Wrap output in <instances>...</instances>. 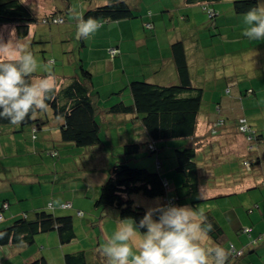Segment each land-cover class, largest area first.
Here are the masks:
<instances>
[{
    "label": "trees",
    "instance_id": "16d2710c",
    "mask_svg": "<svg viewBox=\"0 0 264 264\" xmlns=\"http://www.w3.org/2000/svg\"><path fill=\"white\" fill-rule=\"evenodd\" d=\"M85 1L89 3L96 2V0ZM133 1L134 0H109L105 4L103 1H100L95 4V6H91L86 10L80 7L78 12L75 11L68 14H70L69 16L71 17L72 15H76V13H80L85 19L88 17H95L101 21V27H103L106 24L110 25L111 23L132 20L137 17L133 6L134 4H132ZM137 1L141 3L143 0ZM177 1H184L187 6L201 4L202 7L206 8L210 13L211 18L209 22L211 23L217 16L216 12L218 11L216 4L224 2L225 0ZM82 2L83 0H80L78 7L82 5ZM227 2L230 4L232 3L231 9L235 12V15L232 13L234 17L230 16L232 17L230 18V26H236L235 31L241 33L242 25H239V23L243 22V13L256 7L259 3L264 2V0H227ZM57 3H66V6L63 7V5H61L57 8L53 5L54 8H52L48 14L46 12V14L43 13L39 16L34 12L35 10L33 11L31 9V7H33L31 4H33V2L28 3L25 0L0 1V30L13 26L17 37L21 41L28 37L30 38V45L34 43H49V46L46 45L39 51V55H37L33 49H30L29 45L28 49L33 53L35 58H44L40 61L44 64L52 65L55 60H47L46 53L48 52L56 54L58 51L57 54L59 55L72 53L73 56L77 54V59H71V57L66 58L69 63L71 60L73 61L72 66L74 71L70 70L64 75L62 73H57L55 69L54 71L52 70L55 75L54 99L48 101V110L39 113L35 119H27L19 126L11 125L6 119H0V136L6 133L7 137H17L15 135L16 133L24 132L26 127H30L34 139L36 140V133L42 131L51 119L61 122L60 137L61 143L63 144L64 142V145L54 146L53 149L49 151L48 155L54 159H58L60 165H68L69 168L64 167L65 170L61 173H58V171L61 170L60 167L56 170L54 168V171L58 173L57 177H55L56 181L54 178H49V184L54 189L58 184L57 180L61 183L60 179L64 178V172H73V169L77 167L87 166L96 158L97 154L94 151L95 148L101 145H107V141L103 138L102 134V124H105L107 118L111 117L110 121L107 122L108 125H117L121 123L119 118L133 117L131 119L136 120L134 121L135 123L133 121L132 123L137 125L139 121V126L144 129L147 138L136 142L125 143L122 148V154H118L119 151L116 152L114 148L108 147L110 156L114 161L107 167L100 162L99 169L104 171L106 167L105 171H107L104 172L105 179L100 186L99 196L95 200V208L101 211L113 208L117 210L120 219L133 218L138 223L145 215L146 209L143 206L136 205L135 196L137 195H143L154 199L158 198L162 201L161 205L174 204L177 206H184L191 204L195 207L199 200L193 197L199 191L202 180L209 183L211 179L205 177L201 164H199L197 159V149L201 148L202 141L196 137V132L204 97L203 89L196 87L192 82L184 43L179 40L171 45V51L180 77V82L178 84L159 85L148 80H132L118 91L119 96H123V94L128 92L132 101L127 102L120 99L114 105L103 107L99 102L100 94L93 83L94 75L88 67L84 66L79 55L84 48L88 47L89 38L87 40H77L76 35L73 36L74 33L68 31L69 29H76V22H71L69 17H67V12L71 9L70 1L55 0L53 4ZM150 15L151 12L147 14V16ZM66 21L69 22L68 25L61 27L63 31L57 28L56 31L61 32L57 34H60L58 40H54L49 31H51L54 26H63ZM145 24V29L147 31L152 32L154 30L152 21L145 22ZM64 29L65 33L62 35ZM217 29H220V27ZM48 39H50L49 42ZM59 39L67 41L69 43L68 46H65L66 48H64V46L59 48ZM240 41L242 42V37ZM247 41V47L252 46L251 49H255L256 46H259L258 41H250L248 39ZM56 42L57 47H52L51 45ZM71 44L78 47L75 52L71 50L72 46H69ZM255 52L258 55L261 49L256 48ZM0 55L2 56L0 60L10 58L5 57L3 54ZM263 61L264 59L262 60V65H264ZM144 63H148V60L145 58ZM78 67H80V72L78 71ZM34 75H46L45 69L43 72L35 73ZM247 92L248 91L245 93L244 91L241 93V98L252 95ZM254 93L255 92H253V94ZM109 98H111V96H109ZM262 102L263 101L260 103ZM263 103L259 113L261 114V118L264 119ZM103 113L106 115L103 116ZM248 124L249 130L246 132L241 130L244 124H241L239 121L237 122V127L241 133L245 134L250 143L251 150L253 151L255 145L260 147L263 143L260 136H264V131L259 132L256 130L254 128L255 125H252L249 120ZM223 125L224 123L221 121L215 122V126L212 129H219V126ZM135 134L137 135V132ZM171 140H178L177 143H174V146L170 147L172 152L171 158L176 162L175 169L177 173L184 177L183 183L174 190L175 195L170 192V182L168 178L159 172L161 165L159 157H157L159 160L157 159L156 161L157 169H153L150 166H143L141 162L132 165L129 163L130 157H128H134L142 151L159 153L160 148L157 146V142ZM16 142L18 143L17 140ZM68 146L71 148L74 146L78 152L71 154ZM59 147H61V151H59ZM62 148H65V153H63ZM66 150L69 152H66ZM63 155L68 156L67 158L69 159H63ZM82 155H87L88 161H78V157ZM256 156L258 155L256 154ZM258 157L254 161L246 160L242 165L243 169L246 168L251 171V168L257 165V160H259ZM70 164L73 166H69ZM254 170L255 169H253L251 173H253ZM96 171H98V169ZM252 175L256 176L254 173ZM51 181H53V183L55 181V184L52 185ZM79 181L76 180V183H79ZM56 198L59 197L50 198L52 202L42 208L33 210L26 208L23 211L21 210L23 213L13 217L10 222H8V218L3 219L5 221L0 228V248L11 247V249L13 248L14 250H18V253H21L23 248L17 245L32 246L36 244L38 238L45 239V237H49L50 234L57 235L58 239L56 244H59L61 247H66L73 243L76 240L75 223L77 218H83L85 213L81 210L77 212L74 210V214V207L70 202L61 203L59 206H56V200L53 202V199ZM10 206L11 203L9 200L8 202L7 200L0 201L1 212L5 209H11ZM18 209L16 208V210ZM61 209L67 212L64 214L56 212V210L61 211ZM205 214L215 229L209 234V237L212 241L220 243L224 237L223 228L215 220L210 211H205ZM141 231L143 232L145 230L142 229ZM97 242L98 247L95 246V248H93L95 244L91 247H87V249L81 248L80 245L75 252H63L62 264H103L100 261L102 255L98 249L100 244L104 241H101L100 244L99 241ZM231 249L232 247L227 252L228 259L226 263H229L232 258H240L243 256L242 254L237 257L236 253L231 252ZM235 251L237 252V250ZM24 261L23 264H53L54 261L59 264L58 262L60 260H56L53 256H47L45 252L38 253L37 250H35L31 251ZM15 262H17L15 256H11L4 261L0 252V264H14Z\"/></svg>",
    "mask_w": 264,
    "mask_h": 264
},
{
    "label": "crops",
    "instance_id": "0c3cea01",
    "mask_svg": "<svg viewBox=\"0 0 264 264\" xmlns=\"http://www.w3.org/2000/svg\"><path fill=\"white\" fill-rule=\"evenodd\" d=\"M100 1H103V3L105 4L109 0ZM150 1V5L156 7L160 13L165 11L172 13L174 28L176 29L172 36L168 35L166 32L165 34H162L161 32L147 31L144 27V23L152 21L155 28L158 25L159 19L157 18V15L155 13L152 16V19H150L147 16L148 12L146 11L142 13V21L132 22L130 20H125L111 23L106 27L103 26L98 29L89 37L88 47L84 48V50L80 52L79 55L82 60L81 62H83L85 67H88V69L93 73L95 79L100 81L101 85L107 87V90L105 92L103 89H98L97 87L95 88H97L100 94V98L104 96L107 97V94H109L108 97L112 96L111 98L107 99L108 102L103 104V107H108L114 105L120 99H123L127 102L132 101L128 92H126V94H123V96L118 95V91L121 90L126 83H129L132 80H148L159 85L178 84L180 82V77L177 72L176 63L171 51V45L179 40L184 43L187 60L191 71L192 82L196 87H200L201 89H203L204 97L196 132V137L201 139L202 141L201 148L197 149V159L199 161V164H201V168L204 172L205 177H208L211 180L216 177H221L219 181L215 182V186L212 188L208 186L209 183H206L202 180L200 189L193 198L196 197L199 200L196 206L200 202H206L225 197L230 198L229 202L216 201L215 207L211 209L209 208V210L207 206H202L204 212L210 211L212 213L215 220L219 223V225H221L224 230V237L220 241V243L212 241V239L209 237L202 242L203 246L213 247L215 245H220L226 250V252H228L231 247H233L237 251L242 250L244 252V255L242 257L232 258L230 259V262L226 264H264V162L261 165L262 161L264 160V156L262 154L260 155L259 153L257 154L259 157L256 155L253 156V161L257 157L259 158V160H257V165H259H256L257 167H252L256 170L260 168L259 173L262 174H260L261 176L258 177L252 175V168L251 171L245 168L242 170V172H240V175H236V173L238 172H234L233 170H231L235 166H232L230 170H228L227 175H224V177H222V174H218V170L215 166L205 165L206 162H204L210 157H212L213 159H215L216 156L218 157L220 147L222 148V151L226 153L223 155L224 157H227L229 155L231 157H234V159L240 160V163L250 159L252 154L250 143L245 134L241 133L237 127L238 119L242 116H245V113H250L249 118L247 116L246 117L248 118L250 123H252V125H255L254 128L256 130H258L259 132L264 131V119L261 118V114L259 113V111H247L246 109H243V105L246 103V100L250 105L254 104V100L252 99H256L259 103L262 101L264 97V83L257 86L256 89L250 90L251 93H255L248 97H243L246 98L243 99L241 98V93L248 90H241L239 81L235 76L237 72H249L252 76L258 77L264 76V69L262 70V68L264 67V65H262V60L264 59V41L262 40L263 42L259 44V46H256L255 49H251L252 46L247 47L248 41L241 35V32L238 38L235 36L232 37L238 41L237 43L233 44L229 38L224 39L225 35L222 34L223 30L217 29L218 20H215L212 27L216 31L210 35V39L212 38V44L214 46H219V50H217L216 53H214V50H212V53L216 58L218 56H224V59L223 63L220 64L218 68L213 69V62L210 58L208 59L205 57V55H208L209 53L206 50V45H204L205 43L203 41V37L200 35V26H192L191 20L189 19L188 15L189 8H197L202 5L195 4L192 6H187L186 2L177 0ZM94 3L97 4V1ZM94 3L85 1L84 5L82 4L80 7L81 9L86 10L91 6H95ZM136 3L138 4L140 3V1H136ZM178 15L183 18L184 21H188L189 30L186 31L187 36H185L183 25L181 24L180 27L177 25L176 18ZM181 18L179 23L183 21V19ZM207 24H210L209 20L207 21ZM239 25H242L241 30L243 31L245 27L244 23L240 22ZM109 27L111 29L120 27L123 30L126 29V32L130 31L129 33H134L135 35L133 37L123 36L121 38L105 37L103 33L107 29L109 30ZM228 29H230L231 32H234L236 26H229ZM106 33L110 34L111 32L107 31ZM98 34L102 37L98 38ZM217 36L220 37L216 39L215 37ZM241 37L243 43L240 41ZM129 41H132V43H129ZM25 44L27 45V47H29L30 41ZM77 48L78 47L76 45H72L71 50L75 52ZM111 48L119 49L120 53L117 56L112 57L111 53H109V50ZM256 48L261 49V52L258 55L255 52ZM147 54V60L149 64L144 63V56ZM36 59L37 61H40L44 58L39 57ZM251 60L256 61V67L250 68L248 63L251 62ZM202 68L204 69V71L202 70ZM229 85H232L233 87L231 89V93L229 94H233L232 96L226 95L225 93V88H228ZM235 86L238 87L237 90L235 89ZM253 96L255 98H253ZM214 105H218L220 112H217L215 110ZM104 115L106 114L103 113V116ZM131 118L121 117L119 118L121 123H118L117 125H108L107 122L110 121L111 117L106 119L105 124L102 122V134L103 138L107 141V145H101L100 147H96L94 150L97 155L95 160L89 163L90 176L88 178L90 181L87 180L86 177L84 178V185H82V187L84 186L83 194L81 192H76V190L74 189L71 190L72 197L69 193L65 194V198L69 197L70 199V201L66 202L72 203L74 207L73 210H75L76 212L81 210V208L85 206V209L91 210L90 219L85 218L86 215L84 214L83 218H77L75 225H78L79 228H83L84 231L90 230L91 232L93 228L90 225L93 223V219L95 220L94 223H97L96 226L100 227V235L97 234L99 233V231H94V240L89 238L90 243H86V241L81 243L80 247L83 249H87V247L93 246L95 239L100 241L101 243L102 236L105 239L110 237L116 229L117 222L120 219L117 210L109 208L106 209L104 211L105 213L103 214L101 213L100 209H97L95 207L94 209H92L91 203L95 201L99 196L100 186L105 179L104 172L107 171H105L106 167L108 165H111L114 161V159L110 156L108 147H112L116 150V152L119 151L118 154H122V148L125 143L136 142L138 140H144L147 138V134L145 133L144 129L139 126V121L137 125L132 124V121L134 122L136 119L132 120ZM219 121L224 123V125L219 126V129H212L215 126V122L217 123ZM60 123L61 122L59 121L51 119L42 131L36 133L37 139L34 140L36 142H42V145L38 143L34 144V152L39 153L40 156H43L45 155L44 153H46V150L49 153V151L53 149L54 146H61L62 141L60 137ZM130 124H132V127L130 126ZM123 126L127 127L126 131L123 129ZM136 132L137 135L135 134ZM260 138L263 141L260 146V148H262L264 147V136L261 135ZM62 145H64V142ZM207 145H211L212 147L209 148ZM18 148L19 146L17 145L15 148L16 152L19 151ZM68 149L70 150L71 154H75L78 152V150L75 149L74 146L73 148L69 147ZM59 151H61V149H59ZM66 152L69 151L66 150ZM171 156L172 152L169 153V164L165 163V159L164 161H161L160 159L161 165L159 168V172L168 178L170 182V192L171 194L174 193L175 195V192L173 190H175L183 183L184 177L183 175H179L177 173L175 169L176 162L172 160ZM201 158H205L206 160H203L202 162ZM157 159L158 158L153 157L150 162L146 163H150L151 168L157 169ZM100 162L101 164L106 166L104 171L99 169ZM60 166L69 168L68 165H60L59 162L58 164L54 165L55 170L59 169ZM69 166L73 165L70 164ZM8 167L9 171L7 172L10 173L11 177H13L14 175V170L19 172L27 170L21 169L20 167L14 165ZM97 169L98 171H96ZM91 174L96 175V183H93L91 181ZM52 175L53 174H49L50 178H53ZM3 176H6V173L5 175L4 173H0V182L6 181L1 180ZM7 181L9 183L10 179H7ZM57 182H59V180H57ZM89 184L94 185V187L90 186ZM12 188V184L0 186V201L5 200V198L7 197L6 192L10 191ZM56 195L59 196L58 194ZM200 195L201 198H198L200 197ZM244 195L245 197L243 199ZM71 198H74V200H79V203L74 202ZM84 198L90 199L91 203L85 205L88 202L85 203L84 200L86 199ZM58 199L59 198L55 199L56 206H59L61 203H65H57V201H60ZM50 202H52L51 199L47 198L45 201H43V203H32L30 206L22 205V208H19L18 210L15 209L12 212L13 215L8 218V222H10L13 217L23 213L21 212V210L23 211L26 208H30L32 210L42 208L44 206H47ZM135 203H137L136 199ZM237 203H240L241 207L237 206ZM244 203H246V205H249V207L254 204V207L257 209V211H255L254 209H250L252 210V212L247 213L250 214V217H248L245 213V210H247V208H245L246 205L244 206ZM161 204L162 201L158 198H155L154 203L149 205L151 208H156L158 206H161ZM56 212L64 214L67 211L61 209V211L56 210ZM104 217L105 219L103 220ZM248 219L251 221V225H249ZM1 227L2 226H0V228ZM245 228L251 229V231L248 233L251 236L248 237V239L243 236L246 235L244 234ZM88 235L90 234L88 233ZM42 239L43 238L39 240L41 242L40 244H45ZM45 239L49 242L52 241L54 244V242H57L58 237L55 234H50L49 237H45ZM139 243L140 237H137L133 244L134 250L138 251ZM46 245L49 246V244L47 243ZM10 248L11 247H9V251ZM37 252L40 253V251L38 250ZM18 254V250H14L12 248L8 258L11 256H15V259H17ZM100 261L101 263L105 264L106 258L104 256H101ZM58 263L62 264V261H59Z\"/></svg>",
    "mask_w": 264,
    "mask_h": 264
},
{
    "label": "rangeland",
    "instance_id": "374dc122",
    "mask_svg": "<svg viewBox=\"0 0 264 264\" xmlns=\"http://www.w3.org/2000/svg\"><path fill=\"white\" fill-rule=\"evenodd\" d=\"M0 1H4V0H0ZM25 1L28 3L33 2V4H31V6H33L35 9L33 7H31V9L33 11L35 10L34 12L36 14H38L39 16H41L43 13L46 14V12L48 14L52 10V8H54V6H56L57 8H59V6H61V5H63V7L66 6V3L53 4L55 0H41V1L40 0H25ZM69 1L71 3V9H69V11L67 12V17H69L71 22L75 23L76 22L75 15H72L70 17L69 16L70 14H68V13L75 12V11L78 12V10L80 8V6L78 7V4H80V0H69ZM96 1H97V3L100 2V0H96ZM134 1L136 2L137 0H134ZM134 1L132 4H134L133 6H135L134 9H135V14L137 17H135L134 19H132L130 21H132V22L142 21V18H143L142 13L146 12V11L148 13L151 12V15L148 17L150 19H152V16L155 13L157 15V18L159 19V22L153 31L161 32L162 34H165V32H166L168 35H171V36L174 34L176 29L174 28V21L172 19L173 18L172 13L167 12V11L160 13L156 7L150 5L151 4L150 0H143L141 3H138V4L135 3ZM84 3H85V1L83 0V2L81 4H84ZM35 4H37L38 6ZM216 5H217V11L220 13L216 12L217 16L215 17V20H218L217 26L218 27L220 26V29L223 30L222 34L225 35L224 39L229 38L233 44L237 43L238 41L232 37H234V36L238 37L240 32H238V31L231 32V30L228 29L230 24H231V19H230L231 17L230 16L232 15V13H233V15H235L234 10L231 9L232 3L230 4L227 2V0H225L224 2L218 3ZM188 15H189V19L191 20L192 26L193 25H199L200 26V29H201L200 35L203 37V41L205 43L204 45H206V50L209 53L208 55H205V57L208 59L210 58L211 61L213 62V64H214L213 69L218 68L220 66V64L223 63L224 56H220V57L218 56L216 58L215 55L212 53V50H214V53H216L217 50H219L218 49L219 46H214L212 44V38L210 39V35L216 31L212 27L215 20L212 21L209 25L207 24V21L211 18L210 13L208 12V10L206 8H203L202 6H199L197 8H189L188 9ZM42 18L44 20L43 16H42ZM180 18L181 17L179 15L176 18L177 25L179 27L181 24L183 25L185 36H187L186 31L189 30L188 21H184V19L181 18V19H183V21L181 23H179ZM68 22L69 21H66L63 26H59V27L54 26L53 29H51V31H49V33H51V35L53 36L54 40H58V36L60 34L59 35H57V34L61 31H63V28H61V27L68 25ZM108 25L109 24H106V25H104V27H106ZM145 25L146 24L144 23V27H145ZM75 26H76V24H75ZM57 28H60L61 31H56ZM68 31L70 33H74L73 36L76 35V29L75 28L72 30L69 29ZM107 31L113 32V33L108 34V33H106ZM126 31H127L126 29L123 30L122 28L117 27V28H112V29L110 28L109 30L107 29L106 31H104L103 34L105 37H113V38L114 37H120L121 38L123 36L124 37H133L135 35L134 33H129L130 31L129 32H126ZM64 33H65V29H64V32H62V35H64ZM99 33H100V31H99ZM31 34H32V32H31ZM97 36H98V38L102 37L99 34ZM32 37H33V35H32ZM219 37L220 36H217L215 38L217 39ZM27 38L22 39L24 43L29 42L30 38H28V39ZM18 40H19V38L17 37V34L15 32V28H13V26L7 27L6 29L3 28V30H0V44H7L9 42H15ZM59 40H60L59 48H62L63 46H64V48H66L65 46H68L69 43L67 41H65L64 39L63 40L59 39ZM49 41H50V39H48V42ZM258 42H259V44H261L262 40H260ZM129 43H132V41H129ZM73 44H71L69 46H72ZM46 45L49 46V43H38V44L34 43L33 45H30V49H33L37 53V55H39V51L42 50L43 47H45ZM51 46L57 47V42L52 44ZM112 49H116V48H111L109 50V53H111L112 57H115L120 53L119 49H116L115 53H114V51H112ZM57 53H58V51L56 52V54H52L51 52L46 53L47 60H51V61L55 60V62H54V64L50 65V64H44L43 62L38 61L39 68H38L36 73L42 72L45 68H49V67L53 71L55 69L57 73H62L64 75L67 72H69L70 70L74 71L73 66H72L73 61L71 60L69 63L66 58L71 57V59H73V58L77 59V54L73 56L72 53L60 54V55ZM0 57H2V56L0 55ZM5 57H7V56H5ZM144 58L147 60L148 54L145 55ZM263 63H264V61H263ZM248 65L250 66V68H254V67H256V61L251 60V62H249ZM263 69H264V67L262 68V70ZM202 70L204 71L203 68H202ZM78 71L80 72V67H78ZM235 76L237 77V79L239 81V85L241 87V90H248L247 93H249V94H253V93H251L250 90L256 89L257 86L264 83V76L263 77L252 76L249 72H244V73L237 72ZM243 77H244V79H243ZM93 80H94L93 83H94L95 87H97L98 89H103L104 92L107 90V87L101 85L100 81L96 80L95 77L93 78ZM232 88H233L232 85H229L228 88L227 87L225 88L226 89L225 90L226 95H229L231 93ZM235 89L237 90L238 87L235 86ZM235 89H233V90H235ZM108 95L109 94H107V97L104 96V97L100 98L99 102H100L101 106H103V104L108 102V100H107V99H109ZM232 95L233 94H231L229 96H232ZM253 98H255V97L253 96ZM243 99H246V98H243ZM252 100H254V104L250 105V104H248V101L246 100L245 101L246 103L243 105V109H246L247 111H251V110L260 111L262 109L261 106H263L262 103L264 102V98L262 99V101H263L262 103L257 102L256 99H252ZM214 106H215V110L217 112H220L218 105H214ZM263 110H264V107H263ZM241 114H242V110H241ZM244 115L245 116H242L241 118H239L238 121L241 124L248 126L249 124H248L247 119L249 118L250 113L247 112ZM132 124H130L131 127H132ZM123 129L126 131L127 127L123 126ZM15 135L17 137H11V138L7 137L6 133L0 136V173H4V175L6 173V176H3L1 178V180H6V181H1L0 186L9 185V184L13 185V188L10 191L6 192L7 197L5 198V200H7V202H8V200H10V203H11L10 208L11 209L2 210V212L0 213V218H1L0 220H2V221H0V226H2L4 221H5L3 219H7L10 216H12L13 215L12 212L16 208L17 209L21 208L22 205L28 206V205H31L32 203H43V201H45L47 198L52 199V198L57 197L56 194L59 195L58 197L60 200V201H57V203L70 201L69 197L65 198V194L69 193L70 196L72 197V194H71L72 189L76 190V192H78V193L81 192L83 194L84 186L82 187V185H84V178L86 177L87 180H89L88 177L90 176V170H89L90 164H88L87 167H83V166L77 167L76 169H73V172H64L63 175H65V176L63 179H60L61 183L58 182L55 189H53L49 184V178H50L49 174H53V178L55 180V177H57V174L61 173L63 170H65V168L63 166H60L61 170H59L58 173H56V171H54V165H56V163L59 162L58 159H54L53 157L48 155L47 150L45 151L46 153H44L45 155H43V156H40L39 153L34 152V148H33L34 144L38 143V144L42 145V142H40V141L36 142L34 140V135L32 134L30 127H26L24 132H19V133H16ZM16 140L18 141V143L16 142ZM177 142H178V140L157 142V146L160 148L159 153H150L149 151H142V152H140V154H136L134 157L128 156V157H130L129 163L132 165L133 164L135 165V164L141 162L143 164V166L149 167L150 163L147 164L146 162H150L153 159V157L154 158L159 157L161 159V161H164V159H165V163L169 164V161H170L169 160V153H171L170 147L174 146L175 145L174 143H177ZM17 145H19V148H18L19 151L18 152L15 151V148ZM207 146L209 148L212 147L211 145H207ZM59 149H61V147H59ZM62 149H63V153H65V148H62ZM251 153L252 154H251V157L249 160L253 161V156H255L258 153L260 155L262 154L264 156V147L260 148V147H257V145H255L253 147V151ZM224 154H226V153L223 152L222 148L220 147L218 157L216 156L215 159L210 157L207 160L205 158H201L202 159L201 161L203 162V160H206V161H204V162H206L205 165L215 166L216 169L218 170V174H222V177H224V175H227L228 170H230V168L232 166H235V167L232 168L231 170H233L234 172H238V173H236V175H240V172H242V170H243L242 165H243L244 161L242 163H240V160L234 159V157H231L229 155L227 157H224L223 156ZM67 157L68 156L63 155V159H66ZM44 159H45V161H44ZM67 159H69V158H67ZM81 160L88 161L87 155L79 156L78 161L81 162ZM263 162H264V160L262 161L261 165L263 164ZM12 165L20 167L21 169H27V170H23V172H19V171L14 170V175H13V177H11L10 173H8L7 171H9L8 166H12ZM259 170H260V168H258L257 170L255 169L253 171V173L256 176H261L260 174H262V173H259ZM263 171H264V165H263ZM75 178L77 181H79V179L81 180V181H79V184L76 183ZM7 179H10L9 183H8ZM220 179H221V177L213 178L209 182L208 186L210 188L214 187L215 182L219 181ZM91 181L93 183L97 182L96 181V175L91 174ZM51 184L52 185L55 184V181H54V183H53V181H51ZM90 186L94 187V185H90ZM253 192H254V190H253ZM244 197H245V195L243 196V199H244ZM233 198H235V197H233ZM71 199L74 202L79 203V200H74V198H71ZM84 199H86V198H84ZM135 199L137 201L136 205L143 206L146 209V211L148 210L147 208H151L150 205L152 203H154V198L145 197L143 195L135 196ZM229 199L230 198L225 197V198H220V199H216V200L200 202L198 205H200L201 207L207 206L208 210H209V208L211 209V208L215 207L216 201L229 202ZM54 201H55V199H53V202ZM84 202L85 203L88 202L85 204V205H88L89 203H91V200L86 199V200H84ZM242 205H243V203H242ZM245 205H246V203H244V206ZM237 206L241 207L240 203H237ZM94 207H95V201H93L91 203V208L94 209ZM85 208H86V206L81 208V210L85 213V215H86L85 218L90 219L91 210L85 209ZM245 208H247V210H245V213L248 217H250V214H247V213L252 212V210H250V209H254L255 211H257V209L254 207V204H252L251 207H249V205H246ZM104 211L105 210L101 211V213L104 214L105 213ZM104 219H105V217L103 218V220ZM92 222L93 223L90 225L93 228L91 231L92 233L90 232V230L84 231L83 228H81V227L79 228L78 225H75L77 240H75L73 243L67 245L66 247H61L59 244H56L55 242L53 244L52 241L49 242L46 239H42L45 244H40L41 243L39 241L40 238H38L36 244H34L32 246L17 245V246H22L23 251L18 254L17 262H15L14 264H23L25 262L24 261L25 258H27V256H29L30 252L35 251V250H38L40 252H45L47 256H53L54 258H56V260L62 261L63 260V256H62L63 252H75L76 250H78V246H80L82 242L86 241V243H90L89 238L94 240V236H95L94 231H99V233H97L98 235L101 234L100 233V227L96 226L97 223H94L95 220L92 219ZM98 222H99V219H98ZM248 222H249V225H251L250 224L251 221L249 219H248ZM231 230H232V228H231ZM88 233L90 235H88ZM244 234H246V235H243V236L246 237L247 239H248V237L251 236L248 233H246L245 231H244ZM50 240H51V238H50ZM97 241L98 240L95 239V243H94L95 245L93 246V248H95V246H97V243H98ZM102 241H106V239L103 236H102ZM46 243L49 244V246H47ZM99 244H100V241H99ZM43 246H44V249H42ZM10 251H11V248H10ZM10 251H9V247L0 248L1 256H2V259L4 261L6 259H8ZM243 255H244V252H243ZM237 257H239V256H237ZM53 264H57V263L54 261Z\"/></svg>",
    "mask_w": 264,
    "mask_h": 264
},
{
    "label": "clouds",
    "instance_id": "9594fccd",
    "mask_svg": "<svg viewBox=\"0 0 264 264\" xmlns=\"http://www.w3.org/2000/svg\"><path fill=\"white\" fill-rule=\"evenodd\" d=\"M75 19L77 40H87L102 26L99 19H85L80 13ZM243 23V37L264 40V2L243 13ZM0 54L10 57L0 60V119L19 126L48 110L55 75L50 67L45 68L46 75H34L38 61L21 40L0 44ZM214 230L200 205H161L148 209L138 223L133 218L119 219L98 250L106 264H226L228 253L222 246H203ZM137 237L138 251L133 247Z\"/></svg>",
    "mask_w": 264,
    "mask_h": 264
},
{
    "label": "built area",
    "instance_id": "2783aa9c",
    "mask_svg": "<svg viewBox=\"0 0 264 264\" xmlns=\"http://www.w3.org/2000/svg\"><path fill=\"white\" fill-rule=\"evenodd\" d=\"M241 130H242L243 132H244V131L246 132L247 130H249V128H248V126H245V125H244V126L241 127ZM247 164H248V163H247ZM249 231H250V229H248V228L245 229V232H249ZM231 252H232V253H236V256H241V255L243 254V251H242V250L236 252L235 249H234L233 247H232V249H231Z\"/></svg>",
    "mask_w": 264,
    "mask_h": 264
}]
</instances>
